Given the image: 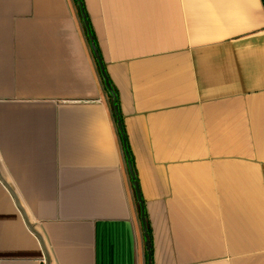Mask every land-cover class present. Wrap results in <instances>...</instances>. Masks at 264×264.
Wrapping results in <instances>:
<instances>
[{"label": "crops", "instance_id": "0c3cea01", "mask_svg": "<svg viewBox=\"0 0 264 264\" xmlns=\"http://www.w3.org/2000/svg\"><path fill=\"white\" fill-rule=\"evenodd\" d=\"M0 0V264H264L262 0ZM117 102V103H116ZM118 107L125 142L118 127Z\"/></svg>", "mask_w": 264, "mask_h": 264}, {"label": "water", "instance_id": "95a60500", "mask_svg": "<svg viewBox=\"0 0 264 264\" xmlns=\"http://www.w3.org/2000/svg\"><path fill=\"white\" fill-rule=\"evenodd\" d=\"M77 1L80 3V0H77ZM81 10H82V16H83V18L85 20L86 27L88 28V23H87V20H86V16L84 14V11L82 9V5H81ZM89 38H90V41H91L92 49L94 51V54H95L96 59H97V61L99 63V66H100L102 75L104 77L103 65H102V61H101L100 55H99V53H98V51L96 49L95 44L92 42V37L90 36V34H89ZM104 80H105V86H106L107 90L112 95V97L115 98V95L112 93V89H111V86H110L108 80L105 77H104ZM114 112H115L116 116H118V107L116 105L114 106ZM118 127H119V130H120L121 134H122V131H121L122 127H121L120 119H118ZM123 141L125 142L124 137H123ZM126 157L128 159V167H129V171H130L131 177L133 179V185H134V187L136 189V194H137L138 202H139V204L141 206L142 223H143V227H144L145 238H146V247H147V253H148V264H152V261H151L152 260L151 259V244H150V241H149V238H148V234H147L146 221H145V216H144V204H143V201H142L141 196H140V191H139L138 183L134 181L135 176H134V173H133V170H132V164H131V161L129 159V154H128V151L127 150H126ZM6 187L10 191L12 197L14 198L15 203H16V206L18 207L19 211L21 212V214H22V216H23V218L25 220L26 225L28 226V228L30 229V231H32V233L38 238V240H39V242H40V244L42 246L43 252H44V257H45L46 264H51L50 257H49V254L47 252V249L45 247V244H44L43 239L41 238L40 234L35 231L34 227H32L30 225V222H29V220H28V218H27L24 210L22 209L19 201L17 200L16 195L13 193V191H11V189L8 186H6Z\"/></svg>", "mask_w": 264, "mask_h": 264}, {"label": "trees", "instance_id": "16d2710c", "mask_svg": "<svg viewBox=\"0 0 264 264\" xmlns=\"http://www.w3.org/2000/svg\"><path fill=\"white\" fill-rule=\"evenodd\" d=\"M262 1H263V3H264V0H262ZM80 4L82 5V0H80ZM82 9H83V5H82ZM88 33H89L90 36L92 37V42L95 44L94 39H93V34H92V32H91V30H90V28H89V25H88ZM95 46H96V44H95ZM96 49H97V48H96ZM97 51H98V50H97ZM98 53H99V52H98ZM101 61H102V60H101ZM102 65H103V63H102ZM103 73H104V77L108 80V82H109V84H110V86H111L112 93L115 95V98H116V90H115V88L113 87V85H112V83H111V81H110V79H109V77H108V74H107V72H106V70H105L104 65H103ZM116 103H117V102H116ZM117 118L120 119V122H121V118H120V114H119V112H118V116H117ZM121 127H122V123H121ZM121 131H122V136L124 137L123 129H121ZM124 140H125V138H124ZM128 154H129V153H128ZM129 159H130V161H131V164H132V170H133V173H134L133 162H132V159H131V155H130V154H129ZM134 176H135V174H134ZM134 181L137 182L136 177H135ZM137 183H138V182H137ZM146 228H147L148 238H149V241H150V244H151V240H150V229H149L148 226H147ZM151 252H152V250H151Z\"/></svg>", "mask_w": 264, "mask_h": 264}, {"label": "built area", "instance_id": "2783aa9c", "mask_svg": "<svg viewBox=\"0 0 264 264\" xmlns=\"http://www.w3.org/2000/svg\"><path fill=\"white\" fill-rule=\"evenodd\" d=\"M42 263H43V264H46L45 257H44V259H43Z\"/></svg>", "mask_w": 264, "mask_h": 264}]
</instances>
